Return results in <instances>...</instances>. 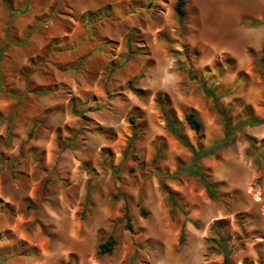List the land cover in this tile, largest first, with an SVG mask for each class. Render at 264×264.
<instances>
[{"label":"rangeland","instance_id":"374dc122","mask_svg":"<svg viewBox=\"0 0 264 264\" xmlns=\"http://www.w3.org/2000/svg\"><path fill=\"white\" fill-rule=\"evenodd\" d=\"M237 1L0 0V264H264V124L197 162L214 197L190 168L224 135L202 84L264 119Z\"/></svg>","mask_w":264,"mask_h":264},{"label":"trees","instance_id":"16d2710c","mask_svg":"<svg viewBox=\"0 0 264 264\" xmlns=\"http://www.w3.org/2000/svg\"><path fill=\"white\" fill-rule=\"evenodd\" d=\"M183 7H184V0H176L175 5H174V9H175L178 21L180 23H181V20L183 18V15H184V8ZM262 23L264 24V14H263ZM7 31L9 32V29ZM263 49H264V39H263ZM252 56H253V58H255L256 61L259 62L260 65L263 64V62L257 57V55L252 53ZM201 89H202V92L207 97H210V98L213 99L214 107L221 114L222 120H223V124H224V135H223L222 139H220L219 141L213 143L212 145H210L206 149L202 148L200 144L197 145L196 151L191 149L192 154H193V157H192L193 164L190 165V168H191L192 175L197 177L201 181V183L203 184V186H204L205 190L207 191V193L211 197H214V191H213L212 187L206 182V180L204 179L203 175L199 172V169L196 166L197 162L200 159L204 158V157L214 156V155H216V153L219 150H222V149L228 147L233 141L232 130L235 127L237 129H239V128H243V127H246V126L254 127V126L262 125V124H264V119L263 120H257V119H253V118H241V119H238L235 122V125L232 127L231 126V120H230V117L228 116V114L222 112L219 109L218 104H217V101H218L219 97L216 95V93L212 89V87H210V86L207 87L204 84H202L201 85ZM184 119H185V122L188 125L189 129L199 139V136H200V133H201V124L197 120V118L195 116V113L192 112V111L186 113L185 116H184ZM132 121L133 120L131 119V122ZM171 132L173 133V135L177 139H180V136H178V134L176 133L175 129L171 128ZM163 190H165L167 192V190L165 188H163ZM168 198H169L170 201H172V203L176 207L177 206L176 201L173 199L171 194H168ZM140 213L142 215H145L143 210H140ZM127 221L129 222V219H127ZM126 227H127V229H131L129 223L126 225ZM181 239H183L182 235L180 237V241H181ZM115 244H116V241H115L113 236L107 237V239L103 243H101L100 246H99V254L110 253L112 251L113 247L115 246ZM217 248L221 249L222 252H223V259H222V263L221 264H230V255H229V252L225 248V242H224V240L222 238L218 239Z\"/></svg>","mask_w":264,"mask_h":264},{"label":"crops","instance_id":"0c3cea01","mask_svg":"<svg viewBox=\"0 0 264 264\" xmlns=\"http://www.w3.org/2000/svg\"><path fill=\"white\" fill-rule=\"evenodd\" d=\"M238 2V1H237ZM234 3L233 14L237 13L239 19L245 22L243 28L245 34L249 35L253 47H259L264 39V24L262 23L264 14L263 0H239Z\"/></svg>","mask_w":264,"mask_h":264}]
</instances>
